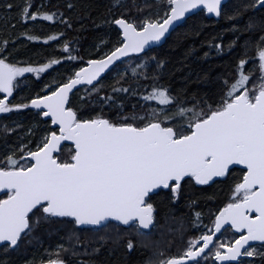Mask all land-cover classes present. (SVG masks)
<instances>
[{"label": "snow or ice", "instance_id": "snow-or-ice-1", "mask_svg": "<svg viewBox=\"0 0 264 264\" xmlns=\"http://www.w3.org/2000/svg\"><path fill=\"white\" fill-rule=\"evenodd\" d=\"M225 2L166 0L163 16L157 13L137 20L119 15L113 22L122 31L110 50L88 60L66 81L46 84L47 93L27 103L10 102L18 88V78L25 73L40 76L65 58L50 59L36 66L22 65L11 62V54L7 53L9 42L0 41V113L32 106L58 129L46 132L34 151L21 144L18 152L23 155L12 152L0 165V190H6L5 198L0 199V242L16 247L22 235L42 222L59 218H71L78 226L106 227L117 221L143 236L145 230L154 226L156 209L151 202L154 196L163 194L162 203L178 202L184 196L186 183L209 185L216 178H227L233 166L242 165L246 170L234 184L229 201L218 209L214 227L190 237L182 253L166 257L159 253L163 258L156 264H201L202 260L204 264L208 260L212 264H225L255 254V248L245 246L250 241L264 242V0H247L242 5L243 11L236 7L231 14L224 8ZM12 7L8 5L9 9ZM31 7L29 2L21 10L25 21L39 17L52 21L58 15V12L31 11ZM248 11L258 12L262 17L255 56L248 55L249 42L245 41L236 76L231 82L224 81L225 90L218 101L184 106L176 103L179 97L167 86L153 83L143 99L158 102V106L139 117L125 116L118 122L103 114L84 117L71 106L69 94L74 88L91 86L89 99L92 93L99 95L103 90L98 87L100 81L114 69L120 80L128 79L129 74L147 78L142 69L151 62L162 71L166 61L149 57L147 51L153 42L165 39L170 29L184 23L187 16L206 12L216 18L238 20ZM200 27L194 20L189 30L199 34ZM254 27L250 17L243 29L233 24L232 30L252 31ZM59 35L62 39L63 34ZM40 38L28 35L29 40ZM46 39L55 40L56 35ZM236 43L233 40L228 47ZM211 46L223 51L222 44ZM62 48L69 53L67 60L81 59L71 55L69 42L65 41ZM133 56L136 60L144 59L123 70L117 67ZM252 60L259 61L261 76L260 83L250 87L252 72H245V66ZM113 91L127 93L133 89L121 86ZM103 99L107 102L111 97L105 95ZM62 141L74 142L70 159L60 156ZM200 215L196 213L197 219ZM226 226L240 235L234 241L218 242L215 237ZM126 247L133 250L134 242L129 239ZM42 264H65V261L48 259Z\"/></svg>", "mask_w": 264, "mask_h": 264}, {"label": "trees", "instance_id": "trees-1", "mask_svg": "<svg viewBox=\"0 0 264 264\" xmlns=\"http://www.w3.org/2000/svg\"><path fill=\"white\" fill-rule=\"evenodd\" d=\"M29 2L31 11L58 12V15L52 21L42 17L25 21L20 13ZM244 3L247 0H228L224 8L231 14L236 7H241L243 11ZM9 4L13 5L11 9L8 8ZM69 5L73 7L69 8ZM165 11L166 0H0V41L9 42L7 53L11 54V62L36 66L50 59L65 58L40 76L25 73L18 78L17 89L23 90L20 98L29 100L37 95H45L46 84L66 81L88 60L99 58L110 50L120 35L113 22L119 15L142 20L157 13L163 16ZM250 17L255 23L252 31L232 30L233 24L243 29ZM261 18L260 13L253 11L244 12L238 20L223 16L214 19L206 12H198L175 29L164 45L147 52L149 57L157 56L166 61L162 71L157 69L155 62H151L142 69L147 78H134L129 74L128 79L120 80L114 69L100 81L98 87L102 86L103 90L99 95L92 93L89 99L91 87L85 86L71 96V106L79 109L84 117L103 114L117 122L125 116L139 117L158 106V102L143 99V95L151 91L153 83L167 86L173 95L179 97L176 103L184 106L218 101L225 90L224 81L231 82L236 76V65L243 58L245 41L249 42L248 55L255 56L254 46L260 34ZM194 20L201 25L197 29L199 34L189 30ZM24 33L41 38L29 40ZM59 34H63L62 39ZM52 35H56L55 40L46 39ZM233 40H237V43L229 48ZM65 41L73 49L71 55L81 59L67 60L69 53L62 48ZM216 43L222 44L223 51L211 46ZM206 52L208 56L204 55ZM143 59L136 60L133 56L117 67L123 70L131 64L141 63ZM249 71L252 72L249 86L258 85L261 76L258 60L246 64L245 72ZM153 76L159 79L154 81ZM121 86L133 91H113ZM105 95L111 97L107 102L103 99ZM34 112L38 113L29 106L23 111L0 116V165L4 164V158L10 152L23 155L18 152L21 144L26 145L27 149L34 148L36 139L39 140L46 131L55 130L50 120L40 119ZM72 154V145L66 144L61 148L62 159H70ZM243 171L233 168L227 178L210 185L186 183L184 196L178 202L162 203L163 194L154 196L151 202L156 209L155 224L143 236L137 235L133 227H124L113 221L106 227L79 228L71 219L59 218L42 222L32 232L25 234L15 250L1 247L0 264H19L32 256L38 258L43 253H51L55 247H58L57 258L66 264H156L163 257L182 253L190 237L199 236L205 228H213L218 209L229 201L231 190L242 178ZM196 213L201 214L199 219ZM223 233L235 236L230 229ZM129 239L134 242L133 250L126 247ZM252 248L256 249L253 256L234 264H264V244H256ZM159 253H163V257ZM201 264H204L203 260ZM207 264H212V260H208Z\"/></svg>", "mask_w": 264, "mask_h": 264}, {"label": "rangeland", "instance_id": "rangeland-1", "mask_svg": "<svg viewBox=\"0 0 264 264\" xmlns=\"http://www.w3.org/2000/svg\"><path fill=\"white\" fill-rule=\"evenodd\" d=\"M260 83V82H259ZM18 90V91H17ZM15 92H14V97H10V102L11 103H27L29 100H26V99H24V98H20V93H22V89H17ZM0 95H2V94H0ZM34 98V97H33ZM32 99V98H31ZM26 109H28V108H26ZM23 110H25V109H19V110H13V111H11V112H9V113H4L3 115H6V116H8L9 114H11L12 112H16V111H23ZM35 113V112H34ZM36 114V113H35ZM37 115V114H36ZM38 118H40V119H42V116H38ZM45 132V131H44ZM47 132V131H46ZM37 140V144H39L40 143V141H41V138L38 140V139H36ZM36 144V145H37ZM36 145H35V147L34 148H31V149H28V150H35L36 149ZM10 153H12V152H10ZM9 153V154H10ZM8 154V155H9ZM234 234H235V236H233V234L231 235V236H228V235H226V234H224V233H222V235L220 236V238H219V241H223V242H228V241H234L235 239H237L238 237H239V235L238 234H236L232 229H230ZM218 241V242H219ZM8 247V246H7ZM9 248V247H8ZM57 250H58V247H55L54 249H53V252H51V253H48V254H44L43 253V255H41V256H39L38 258H35L34 256H32V257H30V258H27V259H25V260H22V261H20L19 262V264H38V263H41L42 261H47L48 259H58L57 258V256H56V254H57Z\"/></svg>", "mask_w": 264, "mask_h": 264}, {"label": "water", "instance_id": "water-1", "mask_svg": "<svg viewBox=\"0 0 264 264\" xmlns=\"http://www.w3.org/2000/svg\"><path fill=\"white\" fill-rule=\"evenodd\" d=\"M227 1H228V0H226V2H227ZM226 2H225V3H226ZM207 15H208L210 18L218 19V18H216L213 14H208V13H207ZM191 16H193V15H189V16H187L186 21H187ZM186 21H185V22H186ZM185 22H184V23H185ZM184 23H181V24H179L178 26L174 27L173 29H170V32H169L168 34H166V38H165V39H162L161 41H158V42H153V43L151 44V46H150V50H152V49H154V48L161 47L162 45H164L165 42H166V40H167V38L172 34V32H173L175 29H177L179 26L183 25ZM116 27H117L120 31H122V30L119 28L118 25H116ZM148 51H149V50H148ZM124 60H126V59H124ZM124 60H123V61H124ZM108 73H109V72H108ZM108 73H107V74H108ZM107 74H106V75H107ZM106 75H105V76H106ZM105 76H104V77H105ZM82 87H83V86H77L76 88H74L73 91L69 94L70 97L72 96L73 93H75L78 89H80V88H82ZM31 107H32V106H31ZM32 108L35 109L34 107H32ZM36 110H37V109H36ZM66 143H67V144H72V145L74 146V148H75L74 142H72V141H62V142H61V147H62L64 144H66ZM61 147H60L59 151L61 150ZM235 167H239V168H241V169L246 170L245 167L242 166V165L233 166V167L231 168V170H232L233 168H235ZM219 179H222V178H216V180H219ZM210 184H212V183H210ZM196 186H205V185H196ZM3 193H6V190H0V195L3 194ZM115 222H117V221H115ZM117 223L123 225L121 222H117ZM88 226H92V227H100V226H93V225H80L79 227H88ZM124 226H127V225H124ZM152 227H153V226H152ZM152 227H151V228H152ZM151 228H150V229H151ZM226 228H228V227L226 226L225 228H223L222 231H221V233H222ZM233 230H234V229H233ZM234 232L240 234V232H237L236 230H234ZM221 233H217L215 239H216V238L218 237V235L221 234ZM257 243L264 244V242L250 241V242H249V245H246L245 248L247 249L248 247H251V246H253V245L257 244ZM5 244H6V243H4V242H0V246L5 245ZM12 248H16V247H12ZM242 251H244V249H242ZM243 257H244V256L239 257V258L237 259V261L225 262V264L236 263V262H238L240 259H242ZM41 264H42V263H41ZM218 264H220V262H218Z\"/></svg>", "mask_w": 264, "mask_h": 264}]
</instances>
